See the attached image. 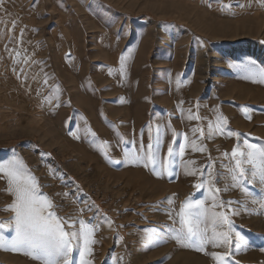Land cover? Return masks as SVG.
<instances>
[{"label": "rangeland", "instance_id": "374dc122", "mask_svg": "<svg viewBox=\"0 0 264 264\" xmlns=\"http://www.w3.org/2000/svg\"><path fill=\"white\" fill-rule=\"evenodd\" d=\"M249 2L250 7L237 6ZM225 4L232 7L222 10ZM0 5V161L19 155L58 215L94 218L100 225L94 264H216L210 253L226 249L209 244L201 252L171 238L186 200L213 204L207 187H195L204 178L185 175L179 161L173 175L158 176L151 165L125 153L139 150L142 129L146 148L148 126L154 135L159 127L165 163L170 143L177 149L184 135L197 139L194 127L207 135L209 122L220 115L241 138L264 141V83L245 78L250 61L264 68V6L257 0H0ZM126 52L130 59L121 73ZM189 109L201 119L188 120ZM202 143L206 152L189 147L183 159L196 161L198 168L211 156L213 182L223 189L230 178L221 165L230 160L222 153L230 154L238 139L217 135ZM244 187L250 195L240 187L218 195L241 202L232 208L255 209L232 217L248 247L234 249L230 264H264V210L253 203L264 196V184ZM11 201L0 191V222L12 215L3 211ZM221 210L227 212L214 209ZM145 230L159 234L156 243H145ZM0 264L39 262L0 249Z\"/></svg>", "mask_w": 264, "mask_h": 264}, {"label": "snow or ice", "instance_id": "6c2138e0", "mask_svg": "<svg viewBox=\"0 0 264 264\" xmlns=\"http://www.w3.org/2000/svg\"><path fill=\"white\" fill-rule=\"evenodd\" d=\"M257 2L264 6V0H257ZM237 6L250 7L251 2L247 5L237 4ZM231 7V4H225L222 10ZM16 55L19 57L20 53L17 52ZM129 59L130 52L120 56L119 71L121 73L126 72V63ZM24 62L27 63V57ZM247 67L250 72L245 77L246 79L264 83V68L257 67L255 61H250ZM45 83H47L46 79ZM180 104H183V101H180ZM183 111L181 109L182 113ZM249 111L247 106H243V112L247 119H251ZM187 119L201 118L194 115L189 109ZM227 124V118L220 115L215 123L209 122L207 135L202 127L192 128L193 136L199 133V137L190 139L184 135L185 143L180 144L177 149H174L173 144L170 143L168 145V160L165 163H162L160 159L163 139L159 127L154 135L151 126H148L149 142L146 148L142 140V129L139 150L133 148L125 153L126 157L144 167L151 165V170L158 176L173 175V166L179 161L184 168L185 175H198L204 178L195 187L197 189L207 187L213 204L211 207H206L203 200H186L177 213L180 218V227L171 230V238H174L181 246L191 247L201 252H204L209 244L213 248L226 249L223 253L215 251L210 253L216 264H230V258L235 255L234 249L248 247L247 239L240 232L234 230L232 217L240 215L241 211H255V209L250 210L243 205L240 208H232L233 203L241 202L218 200L219 193L228 191L230 187H240L242 192L250 195L249 190L244 187L245 183L251 184L253 181H258L264 184V141L253 143L247 138H241V134L229 130ZM173 134L174 137L179 135L175 130H173ZM217 135H227L238 139L237 145L233 147L230 154L222 153L225 158L230 160L229 165H221L227 168V175L230 178V183L225 184L223 189L215 187L213 182L215 160L211 156L208 157L206 165H200L198 168L195 167L196 161L183 159L185 150L189 147L193 152H206V145L202 141L214 139ZM253 139L259 140V138ZM132 143L136 142L132 141ZM0 180L5 182V188L0 191L12 197L11 203L3 209V211L11 212L12 215L7 221L0 222V229H11L14 232V235L9 238L8 235L0 231V249L23 253L38 261L39 264H94V246L99 243L96 233L100 229V225L94 222V218L86 221L79 215L75 217L58 215L53 199L42 192L44 186L39 183L38 178L27 167L23 159L15 153L10 158L0 161ZM57 195L67 196V193H58ZM253 203L258 204L260 210H264V196L259 199L253 198ZM216 208H227V212L214 211ZM79 211L83 212V209ZM107 223L111 226L112 222L108 219ZM145 231L147 232L146 244H154L160 238L155 230ZM234 240L235 244H233ZM118 259L122 260V257Z\"/></svg>", "mask_w": 264, "mask_h": 264}]
</instances>
